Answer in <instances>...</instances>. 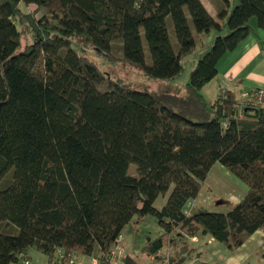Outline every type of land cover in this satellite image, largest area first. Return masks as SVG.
Instances as JSON below:
<instances>
[{
	"label": "trees",
	"instance_id": "trees-1",
	"mask_svg": "<svg viewBox=\"0 0 264 264\" xmlns=\"http://www.w3.org/2000/svg\"><path fill=\"white\" fill-rule=\"evenodd\" d=\"M252 16L264 29V0H217L214 17L200 0H0V264L30 248L48 264H75L76 254L101 262L128 221L146 214L161 229L141 248L155 263L185 235L235 250L264 233V112L240 115L230 91L210 101L201 93L218 60L249 34ZM210 30L182 96L135 88L86 54L170 80ZM214 162L245 193L224 213L185 214Z\"/></svg>",
	"mask_w": 264,
	"mask_h": 264
},
{
	"label": "rangeland",
	"instance_id": "rangeland-1",
	"mask_svg": "<svg viewBox=\"0 0 264 264\" xmlns=\"http://www.w3.org/2000/svg\"><path fill=\"white\" fill-rule=\"evenodd\" d=\"M202 1L209 10L211 16L214 17L213 6L206 0ZM233 1L235 2V0ZM20 7L23 11H29L33 10L34 5L29 4L27 6H23V4L20 3ZM39 14H41V12H39L38 15ZM167 22L168 25H170L168 26L169 41L172 49H175L176 43L171 29V24L169 23V18H167ZM188 24L192 30L189 20ZM248 26L250 31H253L254 28H257L255 26V18L253 16L249 18ZM214 35V31L210 30L208 33L200 34V36L195 39V50H193V52L184 59L183 69L180 74L170 80L145 78L140 71L127 67L118 61L113 63L106 62L102 56L93 52L91 49H88L86 54L96 64L100 71L109 76L119 77L123 81L132 82L135 88L145 89L155 93H174L176 95L182 96L184 95V84L188 79L189 70L193 68L195 60L200 57L203 51L209 47ZM199 40L202 42V46H198ZM142 44L144 47L145 62L148 64L149 56L147 55L146 47L143 41ZM114 46V54L118 56V42H115ZM262 49H264V46ZM126 172L127 174L134 176V164H128ZM170 188L164 194H159L155 198L153 201L154 207H160L163 204ZM245 191L246 185L242 181L236 178L220 163L214 162L211 165L204 180L203 186L201 187L197 196L193 200H189L183 209L184 211H188L189 207L194 206V209H204L210 212L224 213L229 210V208L237 201H239ZM191 204L192 206H190ZM160 233L161 229L156 224V220L152 215L146 214L140 218L133 216L120 233V244L123 246L126 254L136 261L135 264H151L149 255L142 252L141 248L149 240L155 238ZM200 235L201 234H197L199 240L197 243L198 246L192 245L195 248L193 252H196L197 250V255L205 264H264V236L262 243L259 244V249L253 248L252 242L250 243L248 241L247 245L244 247H240L235 250H229L217 241H210L211 243L206 242L207 244H204L206 239L200 238ZM254 238L259 240V237L256 235ZM202 244V249H199ZM77 255L79 259L85 262V264H87L90 260V257L76 254V256ZM25 257L28 258V264H48L47 257L43 256V254H41L35 248H30L25 254ZM185 258L189 259L190 256L188 257L187 254L184 259ZM20 260L21 259H18V261L14 263L20 264ZM120 264L124 263L120 261Z\"/></svg>",
	"mask_w": 264,
	"mask_h": 264
},
{
	"label": "crops",
	"instance_id": "crops-1",
	"mask_svg": "<svg viewBox=\"0 0 264 264\" xmlns=\"http://www.w3.org/2000/svg\"><path fill=\"white\" fill-rule=\"evenodd\" d=\"M213 6L215 14V6L217 0H206ZM206 11L210 14L203 1L200 0ZM211 15V14H210ZM264 29L254 28L249 34L232 50L226 52L216 63V75L201 89V93L205 100H213L221 86H234L236 91L247 88L262 87L264 88ZM207 98V99H206ZM164 203V202H163ZM192 206V204L190 205ZM161 207V206H160ZM159 208V207H156ZM194 210V206L191 207ZM255 235L259 237L254 238ZM260 235V236H259ZM200 238L206 239L208 236L200 235ZM264 233L261 230L254 231L249 238L240 246L244 247L247 242H252V247L259 249V244L262 243ZM213 241V240H212ZM211 241V242H212ZM210 242V243H211ZM204 244H207L204 242ZM121 245V244H120ZM122 246V245H121ZM200 246L199 249H202ZM193 247V246H191ZM238 247V248H240ZM123 248V246H122ZM255 249V250H257ZM38 251V250H37ZM124 254L121 261L125 264H135L136 261L126 254ZM40 252V251H39ZM197 252V250H196ZM193 252L192 255L198 256V252ZM43 254L42 252H40ZM200 253V252H199ZM43 256H46L43 254ZM151 264H156L153 256L149 255ZM23 259L28 261V258H22L20 264H23ZM199 262L205 264L198 256ZM187 258L183 259L181 264L187 263ZM76 263L85 264L81 259H76ZM15 264V263H10ZM19 264V263H18ZM28 264V263H27ZM87 264H97L96 260L90 258Z\"/></svg>",
	"mask_w": 264,
	"mask_h": 264
},
{
	"label": "built area",
	"instance_id": "built-area-1",
	"mask_svg": "<svg viewBox=\"0 0 264 264\" xmlns=\"http://www.w3.org/2000/svg\"><path fill=\"white\" fill-rule=\"evenodd\" d=\"M226 91L231 92L234 103L238 105L240 115H242L245 112H251L252 110H259V109L262 112H264V88L255 87V88L241 89L239 91H236V89L232 85H230L229 87L221 86L219 88V92L222 94ZM222 125H224V123H222ZM188 211H184V213L188 214ZM185 238H186V244L184 242H181L177 247L176 246L167 247L156 260V264H172V262L183 260L184 257L187 255V252L191 250L190 244L194 246H198L197 243L199 240L197 235H191V236L185 235ZM210 241H212V238L210 237H207L205 240V242L207 243H209ZM184 246H186V251L177 254L179 249ZM123 254L124 251L122 246L120 245V235H119L116 237L113 245L103 254V258L101 262H99L96 258L93 259L96 260L97 264H120ZM55 255L61 257V253L58 250L55 251ZM76 259H79L78 255L71 257L69 262H74L75 264H77ZM171 260L173 261L171 262ZM22 263L27 264L28 261L26 259H23ZM186 264H203V263L199 262L198 256L194 254L190 256Z\"/></svg>",
	"mask_w": 264,
	"mask_h": 264
}]
</instances>
